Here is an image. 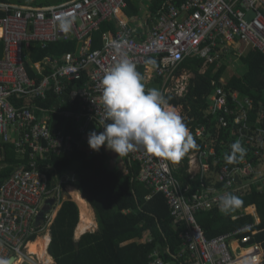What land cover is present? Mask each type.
I'll use <instances>...</instances> for the list:
<instances>
[{
    "label": "built area",
    "instance_id": "2783aa9c",
    "mask_svg": "<svg viewBox=\"0 0 264 264\" xmlns=\"http://www.w3.org/2000/svg\"><path fill=\"white\" fill-rule=\"evenodd\" d=\"M127 8V0H71L42 8L0 2V138L22 158L29 157L25 168L0 185V264H54L50 242L46 260L30 250L38 239L50 237L52 215L37 226L41 206L50 199L60 205L64 199L62 183L50 187L48 167L42 168L41 161L69 156L79 144L74 135L56 129L47 115L73 121L82 136L91 123L101 128V81L122 55L136 64L146 89L160 80L158 89L178 98L186 96L194 77L183 67L187 61L203 60L220 68L229 57L245 55L237 45L264 55V0H173L153 15L143 8L135 17ZM61 19L72 21L69 31L60 29ZM105 22H113L115 31L102 34L101 47L93 49L94 34ZM58 43H75L76 50L30 63L33 48L46 50ZM51 95L61 103L66 96L79 101L80 111L21 104L25 99L46 102ZM208 100L205 122L188 128L198 147L188 155L186 183L174 176L170 161L143 147L127 156L129 165L139 168L138 180L165 196L180 231L182 248L176 260L166 261L156 249L149 264H264L263 244L243 237L254 225L209 239L197 220L199 213L220 212L219 197L225 193L239 198L253 191L264 194V109L252 123L255 101L222 86ZM237 141L246 156L228 163L225 156ZM244 213L260 223L255 206L233 219Z\"/></svg>",
    "mask_w": 264,
    "mask_h": 264
},
{
    "label": "trees",
    "instance_id": "16d2710c",
    "mask_svg": "<svg viewBox=\"0 0 264 264\" xmlns=\"http://www.w3.org/2000/svg\"><path fill=\"white\" fill-rule=\"evenodd\" d=\"M69 1L71 0H0L3 3L35 8ZM182 1L176 0L177 3ZM127 2L128 14L135 17L143 8L153 15L163 4L173 0H127ZM2 15L0 12V17ZM106 31H115L113 22L103 23L100 30L94 34L93 49L101 47V36ZM75 47V43L53 44L46 50L35 47L32 49V60L38 62L48 56L59 57L73 51ZM243 60L247 71L242 75L230 74L225 84L221 83V78L227 70L225 65L216 70V65L208 66L203 60L194 59L184 63L183 67L194 74L188 93L182 98L169 94L165 97L169 106L182 108V117L185 118L188 128H195L205 122L208 99L216 86H222L228 92L239 91L251 97L256 105L251 113V122H257L259 112L264 109V55L252 48ZM148 64L154 65L155 62L149 61ZM39 103L44 104L40 101ZM63 120L59 123L57 120L56 129L65 123ZM70 125L69 128L74 133ZM218 149L220 151L219 146ZM194 150H190L181 160L180 168L173 171L174 176L183 183L188 179V155ZM22 157L14 145L6 144L0 138V185L16 170L27 166L28 155ZM74 161L81 164V170L79 179L70 185L80 191L95 211L99 229L94 233L86 231L78 234L79 229L85 226L86 215L92 226L94 225L92 216L81 210L79 212V207L73 200L62 199L56 218L48 228L50 234L48 254L54 259L55 264H149L150 256L156 249L162 252L166 261L176 260L175 257L182 248L179 227L171 216L165 196L162 193H155L150 187L139 182L137 165H132L129 175L123 176L107 166L108 155L104 147L92 157L75 149L69 156L52 157L41 161L42 168L48 167L51 188L56 186V178L61 180L66 176ZM65 189L66 186L62 191ZM69 193L75 201L78 200L75 190L74 193ZM240 199L242 203L227 214L218 211L199 213L198 223L209 239L252 224L254 227L246 231L243 237L250 236L254 242H260L264 246V194L253 191ZM252 206L256 207L260 218L258 225L255 224L256 219L252 215L245 213L244 216L233 219L234 215L241 214ZM75 231L77 238L86 233L78 241V249ZM147 238H151L152 242H147ZM35 239L36 237H33L31 240Z\"/></svg>",
    "mask_w": 264,
    "mask_h": 264
},
{
    "label": "clouds",
    "instance_id": "9594fccd",
    "mask_svg": "<svg viewBox=\"0 0 264 264\" xmlns=\"http://www.w3.org/2000/svg\"><path fill=\"white\" fill-rule=\"evenodd\" d=\"M71 25L70 19H61L59 27L69 31ZM143 80L136 64L124 55L105 72L101 81L104 119L99 121L103 130L88 134L89 147L99 152L106 146L119 157H126L140 146L154 157L179 163L198 146L185 118L169 106L159 89H146ZM230 148L225 156L228 163L246 156L247 150L239 141ZM219 201V211L224 214L242 203L230 192L221 195Z\"/></svg>",
    "mask_w": 264,
    "mask_h": 264
},
{
    "label": "crops",
    "instance_id": "0c3cea01",
    "mask_svg": "<svg viewBox=\"0 0 264 264\" xmlns=\"http://www.w3.org/2000/svg\"><path fill=\"white\" fill-rule=\"evenodd\" d=\"M237 49L244 50L246 52V49H244L243 46H238L237 45ZM74 50H76V47H75ZM38 62H40V61H38ZM30 63L31 64L35 63L32 60V58H31ZM218 69L219 68L216 67V70H218ZM228 76H229V74L225 73V75L222 76L221 81H224V83H226V81L228 79L226 77H228ZM158 84H159V81L152 82L151 84L148 85V87L149 88H157L158 89ZM39 101L40 100H28V99H25V100H23V102H21V104L22 105H36L39 108H47V109H50L52 106L60 105L63 111H67V112H71V113H78L80 111V108H81L80 107V102L79 101H71L69 96H66V98L64 100V103L57 102L56 98L53 95L50 96V100L49 101H46V102L40 101L41 103H44V104H40ZM170 107L173 108V110L176 111L175 108H177V107H173V106H170ZM76 108H77V110H75ZM178 108H181V107H178ZM180 114L183 116V111ZM47 116L48 117H52V119L55 122V127H56L57 120H58V123H59V122H61L64 119L63 121L65 123L60 124V126H58V128H61V129L65 130V131L70 130L69 125L71 124L70 126H71V128H72L74 133H72V131L70 130L69 134L74 135L77 138L79 145L76 148H77L78 152L80 151V152L86 153L89 157L94 156L96 151L92 150L89 147L88 134L91 131H97V132L102 131L103 130L102 128H100L96 123H91L89 125V127L87 128V132L82 136V135L79 134L78 130L76 129L77 127L75 126V123L73 121L67 120V119H65L62 116L52 115L51 113H49ZM104 150H105L106 154L108 155L107 166L109 167V169H111L113 172L119 173V174H121L123 176H128L129 173H130L131 166L129 165V161L127 160V156L126 157H119L118 154H116L115 152L107 149L106 146L104 147ZM171 164H172L173 171L175 169L178 170L180 168V166H181V161L179 163H172L171 162ZM80 170H81V164L78 162L76 167H73V162H72L71 166H70V168L68 170V172L71 171V175H69L68 172H67L66 176L63 179L58 180L56 178L55 185H56V187H58L62 183V185H61V189L62 190H63V187L66 186V189L63 191L64 199H66L65 191H67V193L71 196V200L76 202L73 199V196L68 191L69 188H72L73 190H75L76 194H78L80 197H82L86 201V203L88 205V208L90 210V214L92 216L93 223H94V225L91 227V229L88 232H86V233H94V232H96L99 229V225H98V222H97L95 211L93 210L91 205L87 202V200L82 196L80 191L77 188H75V187L70 185L73 181H76V180L79 179ZM59 208H60V205H55V207H53L52 213L50 215H52L54 217L55 213L58 212ZM79 212H81L80 211V207H79ZM80 221H81V215H80L79 224H80ZM79 224H78V226H79ZM78 226H77V228H78ZM77 228H76V231H77ZM76 231H75V240L78 242L80 240V238L86 233L82 234L80 237L77 238Z\"/></svg>",
    "mask_w": 264,
    "mask_h": 264
},
{
    "label": "bare ground",
    "instance_id": "6f19581e",
    "mask_svg": "<svg viewBox=\"0 0 264 264\" xmlns=\"http://www.w3.org/2000/svg\"><path fill=\"white\" fill-rule=\"evenodd\" d=\"M68 191L71 192V193H74V190L72 188H69ZM76 198H78V200H76V203L80 207V210L82 212H85L88 215H90V210L88 208V205H87L86 201L82 200V198L79 197L78 195H76ZM251 210H253V209H251ZM251 212L253 213L254 210L251 211ZM85 218H86L85 226L79 229L78 234H81L83 232L89 231L91 229V227H92V223L89 221V218H88L87 215L85 216ZM49 242H50L49 236H46V238H40L35 243H32L30 245V250H31L32 253L40 256L41 259L46 260V249H47V246H48ZM47 262H48V260H47Z\"/></svg>",
    "mask_w": 264,
    "mask_h": 264
},
{
    "label": "rangeland",
    "instance_id": "374dc122",
    "mask_svg": "<svg viewBox=\"0 0 264 264\" xmlns=\"http://www.w3.org/2000/svg\"><path fill=\"white\" fill-rule=\"evenodd\" d=\"M244 49H246V48L244 47ZM248 51H249V49H246V52L244 51L245 55L243 57H245L247 55ZM243 57L241 58V57H238V56L234 55V56L229 57L230 59L224 61L223 65H225L226 68H227L226 73L229 74V75L230 74H234V73L235 74L237 73L239 75L240 74L241 75L244 74L247 71V67L245 66V62L243 60ZM226 78H228V77H226ZM175 109H176V111L178 113H182V109L181 108H175ZM77 163H78L77 161L73 162V167H76ZM68 174L71 175V171H69ZM43 209H45L47 212L51 211V208L48 205H46V204H43L41 206V210H43ZM56 214L57 213H55L54 217L51 219L48 228L51 226V224L53 223L54 219L56 218ZM53 261H54V259H53ZM54 264H55V261H54Z\"/></svg>",
    "mask_w": 264,
    "mask_h": 264
},
{
    "label": "water",
    "instance_id": "95a60500",
    "mask_svg": "<svg viewBox=\"0 0 264 264\" xmlns=\"http://www.w3.org/2000/svg\"><path fill=\"white\" fill-rule=\"evenodd\" d=\"M234 165H235V163H234ZM236 180L238 182H240L239 178H237ZM65 196H66L67 200L71 199V196L67 193V191H65ZM45 204L48 205L51 208V211L47 212L45 209L41 210V212H40V214H39V216L37 218V226H42L44 224L45 217L52 213V209H53V207H55L56 201L54 199H50V200L46 201ZM76 247H77V249L79 248L78 242L76 243ZM12 263H13V260L9 261L8 264H12Z\"/></svg>",
    "mask_w": 264,
    "mask_h": 264
}]
</instances>
